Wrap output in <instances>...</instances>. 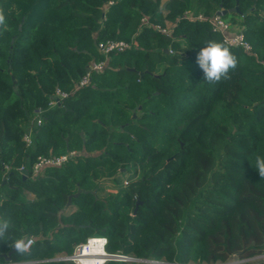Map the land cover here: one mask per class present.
Wrapping results in <instances>:
<instances>
[{
	"label": "trees",
	"instance_id": "1",
	"mask_svg": "<svg viewBox=\"0 0 264 264\" xmlns=\"http://www.w3.org/2000/svg\"><path fill=\"white\" fill-rule=\"evenodd\" d=\"M0 8L7 17L0 35V228L8 224L0 262L33 238L11 263L73 264L55 260L102 237L107 253L139 259L264 264L250 261L264 255V179L254 169L255 156H264V0H0ZM223 10L250 53L225 45L209 22L183 17ZM143 18L176 24L172 36L143 26ZM107 40H135L136 47L111 54L75 91L89 64L104 59L97 44ZM209 41L238 59L231 78L217 84L196 63ZM56 89L69 96L48 109ZM36 109L44 110L39 125ZM199 125L197 151L185 134ZM72 151L76 157L62 167L32 175L39 157ZM196 167L198 188L175 202V232L136 251L133 232L151 213V197L164 193L174 203L172 191Z\"/></svg>",
	"mask_w": 264,
	"mask_h": 264
},
{
	"label": "built area",
	"instance_id": "2",
	"mask_svg": "<svg viewBox=\"0 0 264 264\" xmlns=\"http://www.w3.org/2000/svg\"><path fill=\"white\" fill-rule=\"evenodd\" d=\"M112 2L109 3V5ZM184 18H187L191 21L201 20L207 21L211 25L213 31L221 35L223 43L227 46L233 48H241L243 51L250 53L251 47L245 41L242 29L238 28V31L233 32V27L231 24L223 19V16L220 13H216L210 18H205L202 15L193 16L191 12H185L183 14ZM143 26H148L153 29V31L161 36L170 37L173 34V30L176 24L174 23H165L163 26L159 24H149L146 18L141 19ZM136 47L135 40L129 42L125 41H115L107 40L99 42L97 44L98 52L104 57L102 61L92 62L87 67V72L79 82L76 83L74 90H78L88 85L89 78L91 73L102 72L105 68L106 60L113 53H121L131 48ZM170 52L172 50L170 49ZM68 93H64L59 89H56L55 93L51 97L48 103V109L54 108L61 100L67 98ZM44 112L42 109H36L34 111V121L37 125L41 124V114ZM23 141L26 145L30 144V135L25 134L23 136ZM77 153L72 151L66 154L57 156V157H39L32 167V175H39L43 169L47 167L58 168L62 167L68 161L73 160L76 157ZM7 171L8 168L5 167ZM23 170L22 168L20 169ZM33 238H27L22 246V250L27 251L32 245ZM106 239L102 237L89 238L84 244L78 245L75 247L72 256L70 257H58L57 261L71 262L73 264H106L108 262H122V263H137V264H175L169 263L165 260H155V259H136L128 255L121 254H110L105 251ZM0 264H17L11 262H0Z\"/></svg>",
	"mask_w": 264,
	"mask_h": 264
},
{
	"label": "rangeland",
	"instance_id": "3",
	"mask_svg": "<svg viewBox=\"0 0 264 264\" xmlns=\"http://www.w3.org/2000/svg\"><path fill=\"white\" fill-rule=\"evenodd\" d=\"M233 32L238 31V26L233 27ZM158 72V70L156 71ZM202 126H196L194 129H187L185 134V140L188 141L191 146L195 150L200 151L202 144V141L204 140L203 134H202ZM182 147V146H181ZM184 147V146H183ZM189 147H187V150L189 151ZM201 166V163H199ZM199 168L196 167L194 169V172L185 180L182 182V184L174 189L172 191V200L174 203H180L182 204L184 200L192 193L196 191L198 188V176H199ZM140 179L138 178L133 183L138 185ZM159 188L158 191L163 190V184L158 182ZM125 186L128 185L127 182L124 183ZM130 185V184H129ZM106 189H108V186ZM140 188L142 190L147 191L149 189L148 184L140 185ZM166 196L164 193L154 194L151 197V200L149 202V205L151 206V213L149 215H142V221L143 226L135 229L134 234L132 236V242L136 246V251H139L140 249L149 248L153 245V243L157 240L162 239L163 237L168 236L171 233L175 232V225L173 221V216L178 214V207L177 204L171 202V200H166ZM128 256L132 258L139 259L136 255V253L132 252L128 254ZM253 263H259L264 262V255L263 256H257L250 260ZM242 261H238L235 258H231L227 262L220 263L217 262L215 264H240Z\"/></svg>",
	"mask_w": 264,
	"mask_h": 264
},
{
	"label": "clouds",
	"instance_id": "4",
	"mask_svg": "<svg viewBox=\"0 0 264 264\" xmlns=\"http://www.w3.org/2000/svg\"><path fill=\"white\" fill-rule=\"evenodd\" d=\"M7 31V17L2 8H0V35ZM196 63L204 73V79L207 83L217 84L222 81L230 79V73L238 66L237 57L231 52L229 47L225 46L222 42L209 41L203 47L196 57ZM261 179H264V156H255V167ZM8 224L5 223L0 228V237L4 235ZM17 248H21V244H16Z\"/></svg>",
	"mask_w": 264,
	"mask_h": 264
},
{
	"label": "water",
	"instance_id": "5",
	"mask_svg": "<svg viewBox=\"0 0 264 264\" xmlns=\"http://www.w3.org/2000/svg\"><path fill=\"white\" fill-rule=\"evenodd\" d=\"M219 13H220L222 16H224V15L227 14V11L223 10V11H221V12H219ZM87 70H88V69H86V72H87ZM21 174H22V180H25L26 177H27V172H26L25 170H22V171H21ZM113 178H114V177H111V179H113ZM71 198H72V197H69V198H68V200H67V204H66V207L70 204V202H71ZM139 205H140V202H136V203H135V207H134V210H133V215H135V213H136V211H137ZM25 240H26V239H23L22 241L19 242V243L21 244V248H17L16 245H13V246L11 247V251H10L6 256H4V257L2 258L3 261H4V262H10V256H11V254H12L13 252H15L16 250H20V249H22V246H23ZM55 261H57V260H55Z\"/></svg>",
	"mask_w": 264,
	"mask_h": 264
},
{
	"label": "crops",
	"instance_id": "6",
	"mask_svg": "<svg viewBox=\"0 0 264 264\" xmlns=\"http://www.w3.org/2000/svg\"><path fill=\"white\" fill-rule=\"evenodd\" d=\"M27 197H28L29 199H34V196H33V195H27Z\"/></svg>",
	"mask_w": 264,
	"mask_h": 264
}]
</instances>
